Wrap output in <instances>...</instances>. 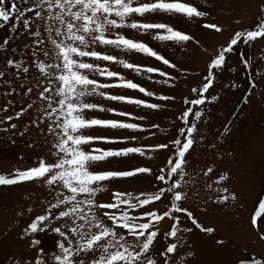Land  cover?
Here are the masks:
<instances>
[{"label":"snow or ice","instance_id":"1","mask_svg":"<svg viewBox=\"0 0 264 264\" xmlns=\"http://www.w3.org/2000/svg\"><path fill=\"white\" fill-rule=\"evenodd\" d=\"M257 100L264 0H0V154L34 153L29 166L0 170V192L26 186L4 206L0 264H264V179L250 208L226 163ZM160 113H171L166 125Z\"/></svg>","mask_w":264,"mask_h":264},{"label":"rangeland","instance_id":"2","mask_svg":"<svg viewBox=\"0 0 264 264\" xmlns=\"http://www.w3.org/2000/svg\"><path fill=\"white\" fill-rule=\"evenodd\" d=\"M237 11H240V6H237ZM166 19V17H165ZM179 26L185 27V25L180 24ZM125 34L129 38L145 40L149 43V46L160 51L165 50V45L167 42L155 41L152 40L150 36H145L142 33H138L134 30H125ZM214 41H209L213 43ZM115 54L121 56L123 59L132 63H139L142 66H150L152 64L158 63L154 58L147 57L140 53L135 52H121L120 50H112ZM189 64L193 68L201 69L203 67L202 63L198 64L193 61H189ZM113 70L121 72L126 78L133 79L135 82H140L144 84L146 82V76L144 74H137L132 70L124 69L120 65H112ZM149 84L151 82H148ZM194 83V81H193ZM156 88H161L162 86L156 85ZM111 91L120 94H126L131 96H139L142 94L137 93L133 90L126 89H112ZM180 91L187 92V85H182ZM239 93L235 95L228 96L226 102L218 106L217 112L214 116L212 131L214 132L220 124L225 121L230 112L232 111L233 104L235 103L236 97ZM102 103L107 104L106 101H101ZM117 108L127 109L130 111H138L137 109L132 108L128 105L115 104ZM178 108V106H177ZM222 113V115H221ZM93 115L105 117V118H118L111 117V114L107 113H93ZM171 117V113L157 114L154 119L161 122L162 124H167ZM111 134V133H110ZM155 141L149 140L147 143H154ZM228 147L233 149L236 153L235 161H227V165L232 167L234 172L237 174L239 179L249 188V207L251 208V200L255 198L256 192L259 191L261 187V180L264 179V102L259 100L254 101L251 107H248L244 110L243 116L240 117L239 129L234 133L231 139L228 142ZM17 152H24L25 161H18L16 159ZM34 153L28 152L26 149H23L21 146L13 150L11 153L0 154V170H3L5 161H7V167L11 168L13 164H19L22 167H27L31 164L32 157ZM136 159H130L126 163L134 164ZM26 190L25 187H19L12 189L7 192H0V228L4 224L3 209L7 205L8 208H11L14 202L19 200L21 194ZM258 211V205L256 206ZM241 242H247V236L244 233H241L239 236ZM207 259L208 257H203Z\"/></svg>","mask_w":264,"mask_h":264}]
</instances>
